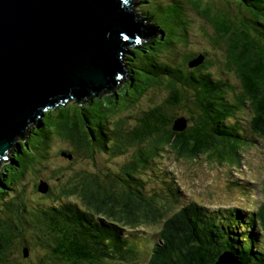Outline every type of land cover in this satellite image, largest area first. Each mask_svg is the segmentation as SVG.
I'll use <instances>...</instances> for the list:
<instances>
[{"label":"trees","instance_id":"obj_1","mask_svg":"<svg viewBox=\"0 0 264 264\" xmlns=\"http://www.w3.org/2000/svg\"><path fill=\"white\" fill-rule=\"evenodd\" d=\"M142 2V11L138 12L148 26L153 24L159 30V38L153 33L131 47L125 54L126 73L117 77V83L111 89L92 93L86 99L87 103L86 100L81 102L86 104L84 107L80 105L70 113L65 100L47 109L35 123L34 135L29 133L28 138L33 142L38 138L39 141H35L38 154L46 158L53 139H68V130L79 128V133L83 124L86 140L78 139L76 134L71 136L75 142L68 144L71 147L69 153L94 159L97 148L110 155L115 149L118 154L127 153L128 159L123 162L129 164L125 169L120 166L116 172L107 175L95 173L92 168L89 171L74 169L70 177L64 174V179L69 181L63 182L65 184L57 188V193L52 191L54 185L51 184L44 193L51 201L37 203L36 212L44 209L40 213V222L33 221L30 227L25 221L30 229L23 231L21 224L15 225L13 221L16 216L26 214L28 191L19 194L5 189L6 185L21 180L29 162L28 141L17 142L14 150L7 152L10 155L0 159L8 161L0 167V264H19V261L20 264H128L138 249V239H132V232H129L133 229L128 225L135 221L131 210L136 208L142 213L147 207L156 211L157 218L164 216L151 206L155 202V206L163 210L155 197H149V201L139 199L145 197L143 193L147 190L144 180L147 166L140 165L142 160L154 166L158 156H162L159 164L164 165L167 148L176 151L178 156L182 153L192 157L212 146V151L217 154V146L222 145L225 149L231 144L225 141L227 138L242 137L241 132L227 121L232 113L243 111L239 106L248 102L253 111L256 109L255 115L250 117L251 131L264 139V0ZM189 34L202 37L205 47L188 48ZM232 72L238 77L239 91L237 86L224 79ZM151 91L155 93L154 97L150 95ZM140 96L147 98V110H135L130 114L133 109H122L131 103L129 100L134 101ZM116 114V122L107 125V119ZM58 125L62 126L61 134H56ZM63 130L66 134H62ZM216 157L221 162L228 161L226 156L218 154ZM69 160L62 169L72 166L74 161ZM21 168L24 170L19 172ZM121 173L128 174L129 186L117 178L109 180L110 175L118 177ZM100 193L111 199L113 205H96V198H89ZM13 194L20 199H15ZM166 195L178 202L181 194L171 187L166 189ZM36 196L32 194L31 199ZM39 197L42 196H37L34 201ZM133 200L137 201L133 204ZM19 202L18 209H10ZM138 203L141 205L137 207ZM114 204L121 208L120 213L115 212ZM125 206H130L128 212ZM182 206L184 208L169 219H175L180 225L176 222L172 225L166 219L169 231L164 228L158 231L168 242L154 248V257L149 264H216L225 251L233 253L242 264H264V259L257 258L259 255L251 252L248 246V240L257 238L251 231V224L245 228L247 234L240 241L233 234L236 217L241 223L243 215L235 214L224 225V220L217 224L218 219L199 212L207 223L204 224L191 206ZM91 209L108 216L102 217ZM149 215L146 211L145 217L149 218ZM106 218H111V222ZM260 219L264 227V209ZM106 221L118 225L109 226ZM34 244L37 245L32 249H43V261L39 260V263L24 249L31 250ZM69 247L73 249L70 255Z\"/></svg>","mask_w":264,"mask_h":264},{"label":"water","instance_id":"obj_2","mask_svg":"<svg viewBox=\"0 0 264 264\" xmlns=\"http://www.w3.org/2000/svg\"><path fill=\"white\" fill-rule=\"evenodd\" d=\"M136 1L0 0V159L48 108L117 83L128 47L155 31Z\"/></svg>","mask_w":264,"mask_h":264},{"label":"rangeland","instance_id":"obj_3","mask_svg":"<svg viewBox=\"0 0 264 264\" xmlns=\"http://www.w3.org/2000/svg\"><path fill=\"white\" fill-rule=\"evenodd\" d=\"M140 2H142V0H138ZM137 8H140L139 11H142L141 8H143L141 6V3L137 4ZM153 25V24H152ZM155 32H154V36L157 37V39L160 36L159 30H157V28L153 25ZM189 27H192L191 25ZM193 34H195L196 32H192ZM202 37H195L194 35L189 34V41H188V48L193 49V50H198L200 48H203L205 46H202ZM126 53V52H125ZM204 58V57H203ZM200 63V62H199ZM203 63V62H202ZM206 65H208L209 63H204ZM198 65V64H197ZM233 69V68H232ZM164 76V75H162ZM170 76V75H169ZM171 77V76H170ZM230 79L233 81L234 85L237 86V90H240V85H239V80L238 77L236 75H234V73L232 72L230 75ZM233 85V86H234ZM152 94V96H155V93L152 91L150 92V95ZM88 100H86L87 103ZM84 101H78V100H67L65 105L70 107L71 112L76 111V107L81 106H85L86 104L81 103ZM129 102H131L130 104L127 105V107L124 108L123 106V110L127 108L128 109H133L131 110L130 114H133V111H142V110H147L149 108L148 104H147V98L144 96H140L138 99H135L134 101L129 100ZM137 105H139V108H137ZM246 106V107H244ZM239 108H243V111H239L236 115L240 116L239 119L240 120H244L245 121V116L250 118L251 116L255 115L256 113V109L254 108V111L251 109V107L249 106V102L245 105L239 106ZM79 109V108H78ZM121 109V110H122ZM139 111V112H140ZM120 113V112H119ZM116 116L115 117H109L107 119V125H111L113 124V121L116 122ZM121 120H119L120 122ZM262 121V120H261ZM260 121V122H261ZM257 122L259 123V121L257 120ZM36 123V122H35ZM59 128H57V132L56 134H61L62 130V126H59ZM83 127L79 133L77 132V130H80L79 128L77 130H75L73 127L72 130H68L69 131V136L68 139L64 138L63 140H59V139H53V142L50 144L51 145V151L47 152L46 158H42L41 153L38 154V151L36 149V143L35 141H39L38 138L35 139V141H31L29 138V133H31L32 135H34L32 132L34 131L35 128V124H34V128L28 132H26L24 135L19 136L18 138H16V141L19 142L20 140H27L28 144L30 146V150H27V157L29 158V162L27 164V169L26 171H24L22 173V175L20 176L21 180H16L14 182V184H9L6 185V190L8 192H19V194L23 193V190H27L28 193L25 196L26 198H28V209L27 212L29 215L24 214V216L20 217V216H16L13 221V224L17 225V224H21L23 231L24 228H28V224L25 225L24 222L26 221L27 223H29V225L31 224V222L33 221H37L40 222V213L44 211V209L39 210L38 212H36V205L38 202L44 203L46 204V202L51 201L50 196L45 197L46 192H42L38 189L39 185L41 184V182L43 180H45L47 182V185L49 187V185H54V187L52 188V191L55 190V192L57 193V188L61 187L62 184H65L69 181L68 178H65L66 174L67 176L70 177V174L72 172H75L74 169H78V171H89L91 168L93 169L92 171L97 173L100 172L103 175H107L106 172L108 170L109 174L116 172L118 170V168L121 166L122 169H125L127 167V165L129 164L128 162L124 163V160H127L128 156L127 153L126 154H118L116 153V150H113V155H110V153H106L104 151H102L100 148H97L95 150V158L94 159H90L89 157H85V156H75L73 153H69L71 149L70 146H68V144L70 142H75V140L72 138L75 136V134L77 135V138L80 140H86L87 137V132L84 129L85 126ZM264 127V126H263ZM84 130V131H83ZM66 130H63L62 134L65 133ZM249 134L248 135H252L251 131L249 130ZM68 134V133H67ZM72 136V137H71ZM257 137V136H256ZM257 141H251L252 143L249 142H245V144L242 146L241 143L239 141H233L234 143H236L237 145L235 147H232L229 145V147L226 148V150L223 149L222 145L217 146V154H220L221 156H226L228 158L229 161H225V162H221V159H217L215 153H213L212 151V146L208 147L205 150H202L200 153V155H193L191 157V155H187V154H182L180 153V156L177 155L176 151H170L169 148H167V151H165V155L163 157H165V160L167 161L166 164H164L165 168H168V170L170 171L171 169H173L176 172V175L179 177L180 181L177 182L178 186L183 188L185 190V193L187 194V196L189 197H194L195 199H197L198 201L201 202H205V203H209V204H213L215 203L214 201V197H212V193H213V189L215 187H221L223 186V184H225V181L228 180L230 174L229 171H231L234 175H237L238 177H242V175H245L248 177V179H256V184L258 185L259 188H261L260 190V194L258 195V200L261 201V197L264 198V188L263 185L264 183L261 182V187L259 185V182L261 180H264V139L257 137ZM264 138V137H263ZM225 141H230V143H232L231 139L227 138ZM250 141V140H249ZM232 143V144H234ZM76 150H80L79 148H75ZM238 149H241L242 153H236L238 151ZM14 150V148H13ZM74 150V149H73ZM131 152V150H129ZM207 152V153H206ZM61 153V154H60ZM116 153V154H115ZM194 154L197 153L196 151L193 152ZM10 155V152L9 154ZM41 156V158H40ZM112 156V157H110ZM159 158L156 160L158 163H161V158L162 156H158ZM73 159V164L70 167H67L65 169H62L63 166H65L70 160L69 159ZM10 161V159H9ZM6 162H8L7 160H3L2 164L0 167H2V165H4ZM207 162V163H206ZM124 163V164H123ZM146 165L150 170L148 171L149 173L146 174V177H150V179H148L147 183H148V191L144 192L143 194L145 195V197L143 198H139L142 201H149V197H155L157 201H159L160 204H162L161 206L163 207V210L158 209V207H156V203L152 202L151 206L155 207V209L157 210L158 213L163 214V217H156V211L154 210H149L147 207L143 210V212L141 213L139 210H137L136 208L131 210V213H134L135 215V221L133 224H129L128 226L136 229L135 227H137V225H141L139 226L140 229L146 228L148 231L151 232H155L156 230L160 229H166L167 231V223H166V219L169 221L170 217L176 216V210L174 207L170 206L169 204H167L166 202H164L162 199H160L159 197L154 196L151 192H156L158 193L160 196H165V193L163 191V189L161 188V185L159 184V182L161 183V181H159V178L157 177H153L152 173H156L159 176L163 175L161 172L158 173L156 171L157 165H155L154 167V172H152V169L150 168L149 164L147 161L142 160V162L140 163V165ZM165 168H160L164 171ZM19 169V168H18ZM17 169V170H18ZM24 169L21 168L20 170H18L19 172L23 171ZM36 170V171H35ZM61 171V174L55 173L58 171ZM17 172V171H16ZM36 172L38 173L39 177L37 176ZM13 173H15V170L13 171ZM12 173V174H13ZM140 172L138 171V174ZM225 173V174H223ZM170 174V173H168ZM167 174H165L161 179H165ZM175 177L174 173L171 174ZM16 176V175H15ZM111 177H109V180H116L119 179L121 181H123L124 183H126V185L129 186V177L128 174L126 173H121L118 175V177L116 176V174H112L110 175ZM152 176V177H151ZM234 177V176H233ZM41 178V180L39 181V179ZM176 179V178H175ZM235 179V177H234ZM62 180V181H61ZM112 181V182H114ZM178 181V180H177ZM65 182V183H63ZM81 182V180L79 181ZM231 180L229 181V185L232 186V188L229 186L228 190L230 192V195H228L226 192H224V190H220L218 187V189L222 192V196L225 199V201H227L228 203L232 204V205H237V206H241V207H247V205H249L250 203H253V205L250 206V209L252 208H256L258 207L257 203V199L253 200V192L252 190L247 187L246 185L243 184H239L237 183V180H234V184L231 185ZM83 183V182H82ZM228 185V183L226 184ZM56 188V189H55ZM251 188L254 190L255 186L252 184ZM216 189V188H215ZM130 191V190H129ZM237 191V193H236ZM215 193V192H214ZM34 196H41L42 197L39 198V200H35L36 197H34V199H31V195ZM76 194V193H75ZM82 194L85 195V190L82 191ZM14 195V194H13ZM79 195V194H77ZM11 197V195H9ZM8 196V197H9ZM80 196V195H79ZM15 199H20L17 195H14ZM89 198H91L92 200L94 198H96V200L94 201L95 203H97L96 205L100 204V206H111L113 205L111 199H109L107 196H105L104 193H100V195L96 196V195H91L89 196ZM126 198H124L125 200ZM137 200H133L131 201L133 204L136 202ZM82 202V201H81ZM93 202V203H94ZM109 202V204H107ZM20 205V202L17 203L16 206L14 207H10V209H18ZM39 205V204H38ZM141 205L138 203L137 207ZM165 205V206H164ZM92 208H95L93 205H91ZM176 207V206H175ZM114 208H115V212L120 213V209L119 207H117L114 204ZM130 206H125L126 211H129ZM94 210L96 213H98V215L100 214V216L105 217L108 216V214H105L103 212H97L96 209H91ZM149 211L150 212V217L146 218L145 217V212ZM14 212V211H13ZM257 212V211H256ZM122 213V212H121ZM102 214V215H101ZM105 215V216H103ZM27 217V220H26ZM111 219V218H110ZM17 221V222H16ZM175 221V219H171L169 222L172 223ZM222 219L217 220L215 223L217 224H221ZM169 223L170 226H172ZM211 225H213L211 223ZM215 225V224H214ZM213 225V226H214ZM31 227V225H30ZM139 232V229H136ZM85 231H83L84 233ZM86 233V232H85ZM30 236H32L31 234H29ZM232 245V243H230ZM37 244H34L33 247H31V250L29 253V255H31L32 259H35V262L39 263L40 261H43V249H36L34 250ZM259 246V244H258ZM148 245H144L141 253L138 254V256L134 259H132L131 261L134 262L133 264H143V260L144 257H146V255L148 254ZM34 248V249H32ZM53 254V252H52ZM228 258L227 255L222 254L219 257V262H222L224 259ZM136 261V262H135ZM21 261H19L20 264ZM132 264V263H130ZM156 264V262L154 263ZM160 264H165V262H160Z\"/></svg>","mask_w":264,"mask_h":264},{"label":"bare ground","instance_id":"obj_4","mask_svg":"<svg viewBox=\"0 0 264 264\" xmlns=\"http://www.w3.org/2000/svg\"><path fill=\"white\" fill-rule=\"evenodd\" d=\"M229 174L230 175H232V178H234L235 177V179L234 180H238V174L237 175H234L231 171H229ZM234 176V177H233ZM173 179H175V177H173V176H171V175H166V177H165V181L166 182H173ZM231 180V179H230ZM230 180H227V181H225V184H223V186H225L227 183H229V181ZM251 182H252V184L255 186V188H254V192H253V197H254V199L256 200L257 199V205H258V211L256 212V211H254V212H250V214H252V215H254V217H258V215L261 213V211H262V202L261 201H259L258 200V195L260 194V188L258 187V185L256 184V181H255V179L253 178V179H251ZM231 188H232V186H230ZM216 188V189H215ZM214 189H213V193H212V197L211 198H213L214 197V201H215V203H211L210 205H212L213 207H218V209H220V211H222L223 213H224V215H225V217H226V220L224 221V225L225 224H228L229 222H230V217H233L234 215H232V214H230L231 213V211H230V209L228 210V203L225 201V199L223 198V196H222V192L217 188V187H215ZM129 190V189H128ZM215 192V193H214ZM236 193H237V191H236ZM255 213H256V215H255ZM230 216V217H229ZM174 222H176V223H178L177 221H174ZM222 224V223H221ZM178 225H180V223H178ZM180 227V226H179ZM223 227V226H222ZM178 228V227H177ZM181 228V227H180ZM217 228H219V227H217ZM245 228L246 229H248V226L246 225V223H245ZM179 231V230H178ZM149 250H151L152 248L151 247H147ZM258 248L259 249H261L260 248V245L258 246ZM26 251H27V253L28 252H30V250L29 249H27V248H24Z\"/></svg>","mask_w":264,"mask_h":264},{"label":"flooded vegetation","instance_id":"obj_5","mask_svg":"<svg viewBox=\"0 0 264 264\" xmlns=\"http://www.w3.org/2000/svg\"><path fill=\"white\" fill-rule=\"evenodd\" d=\"M140 3H141V6H142V5H143V2H140ZM138 10H139V9L137 8V12H138ZM137 14L139 15L140 19L143 20V19H142V15H141V13L138 12ZM133 46H135V45H131V46H129V47H128V50L130 51V48L133 47ZM125 54H126V53H125Z\"/></svg>","mask_w":264,"mask_h":264},{"label":"clouds","instance_id":"obj_6","mask_svg":"<svg viewBox=\"0 0 264 264\" xmlns=\"http://www.w3.org/2000/svg\"><path fill=\"white\" fill-rule=\"evenodd\" d=\"M48 109H52V108H48ZM11 150H12V149H11ZM11 150H10V151H11ZM6 156H7V155H6ZM221 255H222V253L220 254V256H221ZM220 256H219V257H220ZM219 257H218V259H219Z\"/></svg>","mask_w":264,"mask_h":264}]
</instances>
